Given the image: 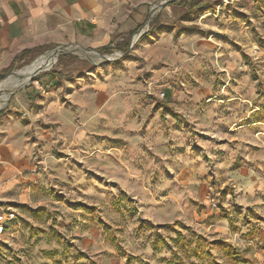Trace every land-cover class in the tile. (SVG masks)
Returning <instances> with one entry per match:
<instances>
[{"label": "rangeland", "instance_id": "374dc122", "mask_svg": "<svg viewBox=\"0 0 264 264\" xmlns=\"http://www.w3.org/2000/svg\"><path fill=\"white\" fill-rule=\"evenodd\" d=\"M185 1L148 0L108 50L55 47L0 85L1 108L31 82L3 109L21 116L62 73L77 125L23 138L0 264H264V0Z\"/></svg>", "mask_w": 264, "mask_h": 264}, {"label": "crops", "instance_id": "0c3cea01", "mask_svg": "<svg viewBox=\"0 0 264 264\" xmlns=\"http://www.w3.org/2000/svg\"><path fill=\"white\" fill-rule=\"evenodd\" d=\"M148 4V0H0V72L59 45L108 50L114 41H123L146 20ZM62 76L47 73L26 90L31 98L41 81L48 87L56 86L48 88L45 110L27 109L21 116L6 111L0 118V201L10 203L13 197L23 196L9 191L31 163L30 147L22 140L43 123L41 118L69 124L76 130L73 111L57 99L63 90ZM73 86L70 82L67 90ZM15 100L13 104L18 106L22 95Z\"/></svg>", "mask_w": 264, "mask_h": 264}, {"label": "water", "instance_id": "95a60500", "mask_svg": "<svg viewBox=\"0 0 264 264\" xmlns=\"http://www.w3.org/2000/svg\"><path fill=\"white\" fill-rule=\"evenodd\" d=\"M165 3H167V2H164V3L160 4L159 6L152 8L151 11H150V14L152 15L153 12H154V10H155L156 8H161ZM73 46H75V49L78 48V49H82V50H85V51H88V52L96 51V52H98V53H102L100 50H93V49H90V48H85V47H82V46L77 45V44H76V45H70V47H73ZM67 51H69V52H73V50H70V49L68 48L67 45H59V46L56 47L54 50H52V51L50 52V54H51L52 56H54V57L57 58L60 54H62V53H64V52H67ZM104 57L107 58V60H109L107 56L104 55ZM42 70H45V69H41V70L35 72V73L33 74L32 78H34L35 76H37ZM11 76L19 77V75H18V71H11V73H9L6 77H4L3 79L0 80V84H1L2 82H5V81H6L9 77H11ZM18 79H19V78H18ZM30 85H31V82H30L29 84L25 85V86H18V87H16L15 89H13L12 91H10V92H9V95H10V96H9V98H8V101L6 102V105L8 104L10 98H11L14 94H16V93H17L18 91H20L21 89H23V88H25V87H28V86H30ZM0 101H1V99H0ZM6 105H5V106H6ZM5 106H4V107H5ZM4 107H1V108H0V111L3 110Z\"/></svg>", "mask_w": 264, "mask_h": 264}, {"label": "built area", "instance_id": "2783aa9c", "mask_svg": "<svg viewBox=\"0 0 264 264\" xmlns=\"http://www.w3.org/2000/svg\"><path fill=\"white\" fill-rule=\"evenodd\" d=\"M15 218L16 212L14 206L0 201V237L7 232L8 227Z\"/></svg>", "mask_w": 264, "mask_h": 264}, {"label": "trees", "instance_id": "16d2710c", "mask_svg": "<svg viewBox=\"0 0 264 264\" xmlns=\"http://www.w3.org/2000/svg\"><path fill=\"white\" fill-rule=\"evenodd\" d=\"M181 1H183V0H181ZM185 2H187V0ZM201 3H203V0L193 1L191 3L192 5L190 6V8L194 9L195 6H197V5L201 4ZM14 67H15L14 65H11L8 69L1 71L0 72V80L3 79L4 77H6L14 69ZM6 111L7 110H1L0 111V117L4 116L6 114ZM168 264H185V262L182 261V260L176 261V259H173V260L168 261Z\"/></svg>", "mask_w": 264, "mask_h": 264}, {"label": "bare ground", "instance_id": "6f19581e", "mask_svg": "<svg viewBox=\"0 0 264 264\" xmlns=\"http://www.w3.org/2000/svg\"><path fill=\"white\" fill-rule=\"evenodd\" d=\"M24 71H25V69H24L22 72H24ZM22 72H21V73H22ZM19 73H20V72H19ZM10 78H11V77H9L8 79H10ZM22 83H23V82H21V81L18 82V83H15L14 85L11 86V88H12V89H15V88L18 87V86H22ZM2 84H3V85H7V80H6L5 82H2L0 85H2Z\"/></svg>", "mask_w": 264, "mask_h": 264}]
</instances>
